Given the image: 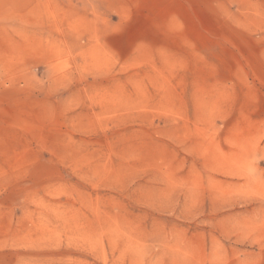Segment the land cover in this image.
I'll return each mask as SVG.
<instances>
[{
  "label": "rangeland",
  "instance_id": "rangeland-1",
  "mask_svg": "<svg viewBox=\"0 0 264 264\" xmlns=\"http://www.w3.org/2000/svg\"><path fill=\"white\" fill-rule=\"evenodd\" d=\"M261 46L264 0H0V264H264Z\"/></svg>",
  "mask_w": 264,
  "mask_h": 264
},
{
  "label": "crops",
  "instance_id": "crops-1",
  "mask_svg": "<svg viewBox=\"0 0 264 264\" xmlns=\"http://www.w3.org/2000/svg\"><path fill=\"white\" fill-rule=\"evenodd\" d=\"M263 44V43H262ZM234 59L240 60V65L247 67L252 75H255L259 82L264 85V46H261V51L256 52H240L236 53ZM245 61H251V64ZM237 66V65H236Z\"/></svg>",
  "mask_w": 264,
  "mask_h": 264
}]
</instances>
